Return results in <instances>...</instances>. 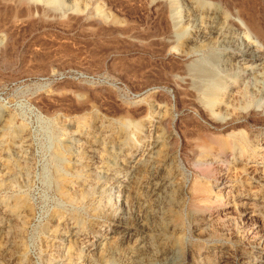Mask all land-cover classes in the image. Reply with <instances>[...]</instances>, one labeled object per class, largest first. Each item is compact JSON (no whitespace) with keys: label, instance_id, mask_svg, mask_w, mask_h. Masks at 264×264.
Returning <instances> with one entry per match:
<instances>
[{"label":"rangeland","instance_id":"obj_1","mask_svg":"<svg viewBox=\"0 0 264 264\" xmlns=\"http://www.w3.org/2000/svg\"><path fill=\"white\" fill-rule=\"evenodd\" d=\"M200 7L0 0V264H264V0Z\"/></svg>","mask_w":264,"mask_h":264},{"label":"bare ground","instance_id":"obj_2","mask_svg":"<svg viewBox=\"0 0 264 264\" xmlns=\"http://www.w3.org/2000/svg\"><path fill=\"white\" fill-rule=\"evenodd\" d=\"M181 1H183L184 3H185V5H186V7H187V9H188V11H189V13H188V18L186 19L187 21L188 20H192V21H196V23H197V20L198 19H200V18H202L203 17V12L201 11L202 9H201V7L200 6H202V4L205 2V0H181ZM178 2V1H177ZM183 4V3H182ZM210 4H212V3H210ZM181 6V5H180ZM214 6H218V4H214ZM221 8L222 9H224V6L222 5L221 6ZM219 10V9H218ZM184 11V10H183ZM182 13V12H181ZM215 13H218L217 11H214V13L213 14H215ZM180 14V13H179ZM185 15V14H184ZM216 15V14H215ZM219 15V14H218ZM224 15V14H223ZM222 15V16H223ZM217 16V15H216ZM178 17H179V15H178ZM182 17V16H181ZM216 18V17H215ZM221 18V17H220ZM175 19H177V17L175 18ZM182 19V18H181ZM207 19V18H206ZM222 19V18H221ZM214 20V19H213ZM229 20H230V22L231 23H233V22H236V23H238V24H240L241 26L243 25H245V22H244V20L242 19V18H239L238 16H230V18H229ZM179 21V20H178ZM184 21V20H183ZM186 21V22H187ZM225 21V20H224ZM209 23V22H208ZM223 23V22H222ZM206 24V23H205ZM210 24V23H209ZM217 24H218V22H217ZM188 25H189V23H188ZM191 25V24H190ZM196 25V24H195ZM215 25V24H214ZM213 25V26H214ZM221 25V23L219 24V26ZM193 26H194V24H193ZM197 26V25H196ZM199 26V25H198ZM209 26V25H208ZM223 26V25H222ZM201 27V26H200ZM209 29V28H208ZM212 29H215V28H212ZM189 30V29H188ZM218 30H221V29H218ZM204 31V30H203ZM212 31V30H211ZM210 31V32H211ZM201 32V31H200ZM213 32H214V30H213ZM207 34V33H206ZM211 34V33H210ZM222 34V33H221ZM232 34V33H231ZM195 35V34H194ZM199 35V34H198ZM204 35V34H203ZM215 35V34H214ZM225 35V34H224ZM190 36V35H189ZM200 36V35H199ZM213 36V35H212ZM216 36H217V34H216ZM219 36V35H218ZM193 37V36H192ZM191 37V38H192ZM201 37V36H200ZM208 37V36H207ZM189 38V37H188ZM195 38V37H194ZM203 38H204V36H203ZM218 38V37H217ZM219 38H220V36H219ZM193 39V38H192ZM211 39V38H210ZM192 42V41H191ZM194 42V41H193ZM192 42V43H193ZM189 44V43H188ZM196 44V43H195ZM193 45V44H192ZM258 47V46H257ZM192 49H193V47H192ZM191 49V50H192ZM251 49V48H250ZM247 51V50H246ZM247 53V52H246ZM253 55V54H252ZM256 56V55H255ZM250 57V56H249ZM260 57V56H259ZM251 60H254V59H251ZM258 61V60H257ZM238 63V62H237ZM254 65V64H253ZM250 67V66H249ZM245 69V68H244ZM252 69V68H251ZM4 121V120H3ZM26 139V138H25ZM155 140H157V139H155ZM153 142H155V141H153ZM156 142H159V141H156ZM152 143V142H151ZM153 144V143H152ZM25 146V145H24ZM159 147V146H158ZM149 149V148H148ZM153 149V148H152ZM151 149V150H152ZM147 153H149V152H147ZM150 154V153H149ZM153 156V155H152ZM145 157V156H144ZM147 157H149V156H147ZM150 159V158H149ZM148 160V159H147ZM141 161V160H140ZM145 161H146V158H145ZM152 163V162H151ZM155 163V162H154ZM138 164V163H137ZM147 164V163H146ZM143 166V165H142ZM150 166V165H149ZM161 166V165H160ZM151 167V166H150ZM149 167V168H150ZM138 168V167H137ZM152 168V167H151ZM139 169H141V168H139ZM155 169V168H154ZM144 170V169H143ZM148 170V169H147ZM145 171H146V169H145ZM152 171V170H151ZM157 171V170H156ZM136 172V171H135ZM138 172V171H137ZM144 172V171H143ZM146 173H148V172H146ZM134 174V173H133ZM145 175V174H144ZM153 175V174H152ZM146 176V175H145ZM134 177V176H133ZM151 177V176H150ZM165 178V177H164ZM148 179V178H147ZM147 179H145V180H147ZM153 179H155V178H153ZM168 180V179H167ZM158 181V180H157ZM166 181V180H165ZM152 182H154V181H152ZM169 182V181H168ZM134 183V182H133ZM140 183V182H139ZM135 184V183H134ZM137 184V183H136ZM144 184V183H143ZM142 184V185H143ZM141 185V184H140ZM145 186H147V185H145ZM162 186V185H161ZM167 186V185H166ZM136 187V186H135ZM140 187V186H139ZM155 187V186H154ZM138 188V187H137ZM167 188V187H166ZM154 189V188H153ZM168 189V188H167ZM127 190V189H126ZM126 190H125V192H126ZM161 190V189H160ZM136 191H138V190H136ZM140 191V190H139ZM156 191H158V190H156ZM141 192V191H140ZM143 192V191H142ZM163 192V191H162ZM165 192V191H164ZM133 193H134V191H133ZM132 193V194H133ZM123 194V193H122ZM143 194H144V192H143ZM157 194V193H156ZM124 195V194H123ZM158 195V194H157ZM161 195V194H160ZM148 196V195H147ZM125 197V196H124ZM145 197V196H144ZM149 197V196H148ZM153 197H155L154 195H153ZM158 197V196H157ZM162 198V197H161ZM150 199H152L151 197H150ZM147 200V199H146ZM140 201V200H139ZM138 201V202H139ZM144 201V200H143ZM137 202V201H136ZM137 202V203H138ZM148 202V201H147ZM153 202H154V200H153ZM157 202V201H156ZM146 203V202H145ZM161 203V202H160ZM133 204V203H132ZM153 205H154V203H152ZM159 204V203H158ZM145 205V204H144ZM147 205V204H146ZM148 205H149V203H148ZM133 206V205H132ZM135 206H136V203H135ZM143 206V205H142ZM157 206V205H156ZM159 206V205H158ZM148 207H150V206H148ZM127 208V207H126ZM143 208H145L144 206H143ZM151 208V207H150ZM158 209V208H157ZM152 210V209H151ZM159 210V209H158ZM145 211V210H144ZM153 211V210H152ZM133 212V211H132ZM152 213V212H151ZM154 213V212H153ZM137 214V213H136ZM154 216V215H153ZM156 216V215H155ZM154 216V217H155ZM145 219H146V217H145ZM141 223V222H140ZM122 224V223H121ZM129 224V223H128ZM147 224V223H146ZM144 225V224H143ZM129 226V225H128ZM142 226V225H141ZM120 227V226H119ZM127 227V226H126ZM144 227H145V225H144ZM136 228V227H135ZM148 229V228H147ZM114 230V229H113ZM116 230V229H115ZM136 230H137V228H136ZM146 230V229H145ZM125 231V230H124ZM148 232V231H147ZM116 233H117V231H116ZM148 234V233H147ZM134 235V234H133ZM119 236V235H118ZM122 236V239H124L125 237H127V234H122L121 235ZM109 238V237H108ZM132 238V237H131ZM115 239H117V238H115ZM99 241V240H98ZM104 241V240H103ZM113 241H115V240H113ZM148 241V240H147ZM149 242V241H148ZM130 243V242H129ZM111 244V243H110ZM117 244V243H116ZM115 244V245H116ZM112 245V244H111ZM148 245V244H147ZM103 246V245H102ZM106 248V247H105ZM147 249H149V247L147 248ZM92 250V249H91ZM133 250H134V248H133ZM99 251V250H98ZM123 251V250H122ZM120 252V251H119ZM138 252V251H137ZM90 253V252H89ZM148 253V252H147ZM103 254V253H102ZM104 254H106V252L104 253ZM146 254V253H145ZM155 254H157V253H155ZM160 254V253H159ZM97 255V254H96ZM123 255V254H122ZM152 256V255H151ZM93 257V256H92ZM104 257V256H103ZM140 257V256H139ZM139 257L137 258V259H139ZM153 257H154V255H153ZM152 257V258H153ZM158 257V256H157ZM134 259V258H133ZM135 259H136V257H135ZM147 259V258H146ZM104 261H106V259L104 260ZM141 261H142V259H141ZM149 261V260H148ZM99 263V262H98ZM143 263V262H142ZM102 264H103V262H102Z\"/></svg>","mask_w":264,"mask_h":264}]
</instances>
